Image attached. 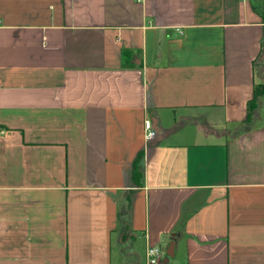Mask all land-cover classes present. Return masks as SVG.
<instances>
[{
    "label": "crops",
    "instance_id": "obj_1",
    "mask_svg": "<svg viewBox=\"0 0 264 264\" xmlns=\"http://www.w3.org/2000/svg\"><path fill=\"white\" fill-rule=\"evenodd\" d=\"M258 11L0 0V264H264Z\"/></svg>",
    "mask_w": 264,
    "mask_h": 264
},
{
    "label": "trees",
    "instance_id": "obj_2",
    "mask_svg": "<svg viewBox=\"0 0 264 264\" xmlns=\"http://www.w3.org/2000/svg\"><path fill=\"white\" fill-rule=\"evenodd\" d=\"M258 12L261 14L262 18L264 19V13L262 11H258ZM122 55L124 56V64H125V62H127L125 58L127 56V52L125 50L122 51ZM263 94H264V85H256L253 89L252 98L247 103V114H248L247 117H249V114L255 107L256 98ZM141 158H142L141 153H138L135 159L133 160L132 166H131V178L135 184H140V179L142 176Z\"/></svg>",
    "mask_w": 264,
    "mask_h": 264
},
{
    "label": "built area",
    "instance_id": "obj_3",
    "mask_svg": "<svg viewBox=\"0 0 264 264\" xmlns=\"http://www.w3.org/2000/svg\"><path fill=\"white\" fill-rule=\"evenodd\" d=\"M264 2V0H263ZM143 133L146 141H152L157 137V130L154 129L149 119L143 122ZM161 256V249L158 246H150L145 250V257L147 264H159Z\"/></svg>",
    "mask_w": 264,
    "mask_h": 264
}]
</instances>
